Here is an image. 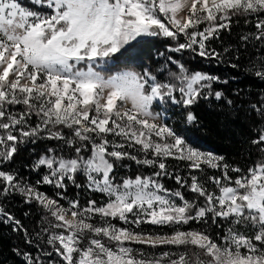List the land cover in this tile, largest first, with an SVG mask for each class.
I'll use <instances>...</instances> for the list:
<instances>
[{
    "label": "snow or ice",
    "instance_id": "6c2138e0",
    "mask_svg": "<svg viewBox=\"0 0 264 264\" xmlns=\"http://www.w3.org/2000/svg\"><path fill=\"white\" fill-rule=\"evenodd\" d=\"M241 17L255 29L239 37L245 51L251 45L256 53L244 74L264 82V0H0V166L21 146L56 142L24 165L44 170L35 183L0 167V197L19 195L43 211L30 233L0 203V224L36 249L13 247L14 255L24 264H264V159L244 172L194 147L168 123L169 107L184 110L188 126H198L189 109L201 100L224 99L232 108L214 90L228 81L172 56L156 70H112L122 56L136 54V44L157 37L175 42L170 52L224 63L231 46L221 52L210 44ZM234 51L228 66L239 69L232 60L240 48ZM247 108L264 121V90ZM254 131L251 143L264 153V124ZM169 159L184 162L188 175L170 172ZM125 160L153 171L118 182ZM205 166L221 174L204 181L192 174ZM77 175L86 183L78 184ZM163 177L179 187L166 188ZM69 183L103 199L81 205L66 196ZM44 185L55 194L40 191ZM209 222L222 234L187 227ZM145 224L171 231L141 230Z\"/></svg>",
    "mask_w": 264,
    "mask_h": 264
},
{
    "label": "trees",
    "instance_id": "16d2710c",
    "mask_svg": "<svg viewBox=\"0 0 264 264\" xmlns=\"http://www.w3.org/2000/svg\"><path fill=\"white\" fill-rule=\"evenodd\" d=\"M231 31L224 30L220 33L218 40H213L210 44L218 51L223 52L225 47L231 46L232 52L224 57V63H217L216 61L205 60L198 55L189 51L170 52L167 46L174 45V41L166 38H147L139 42L135 46V55L125 54L120 58L117 67L114 70L124 67L134 68L141 70L145 66H151L153 70L159 69L161 65L165 64L166 57L172 56L174 59L180 60L190 70H200L218 75L221 81L227 80L228 83H217L214 85V90H222L225 94V99H231L234 102L232 108L225 103V100L210 101L201 100L196 105L192 106L191 110L195 113L198 126H188L183 119L184 110L176 107H169L167 112L168 123L171 124L177 131L186 132L198 144L208 149L210 152L221 155L225 161L231 166H239L244 172L247 171L249 166L254 165L258 160L264 159V153L260 151L261 145H253L251 141L258 135L254 129L264 124L260 117L255 112L248 110L247 105L249 102H255L261 90H264V82L253 79L244 74L243 69L247 66L250 54L255 56V52L251 45L248 46L247 51L241 45L239 37L246 32L255 31L254 25L246 24L244 18H233ZM181 42L183 40L181 39ZM240 48V58L238 61L232 62L240 65L239 69H233L228 66V61L235 55V49ZM264 51V50H262ZM158 53H164V56H159ZM173 70H175L173 68ZM167 71L164 76L166 78ZM240 89L239 95L234 94V90ZM34 120V118H33ZM56 146L55 141H39L35 145L28 144L21 146L18 153L14 156L13 160L4 164L2 167L5 170L16 169L21 177L28 178L32 183L40 178L43 169L40 173L31 172L27 170L24 165H30L32 161L37 158L46 148ZM127 167H118L116 170V177L119 180L123 176H135L137 173L150 174L153 169L138 166L135 162L125 160ZM169 171L174 172L179 170L183 176L188 175V170L184 162H179L174 159L167 161ZM192 174L200 177L204 181L208 176L220 175L221 173L209 169L205 166L203 172L195 171ZM233 179L236 173H230ZM78 184H85L83 175L76 176ZM162 182L168 189L175 190L179 187L174 179L163 177ZM40 191L47 193L49 196L55 194V189L51 186L44 185ZM184 194L188 199H194L195 194L184 189ZM66 196L71 199L79 197L81 205L85 204L88 199H94L97 202L101 201L103 197L99 193L88 191L85 188H76L69 183L66 191ZM0 203L4 205L7 211L11 212L17 219L21 220L23 225L33 233L38 228V221L43 216L42 209L35 203L26 204L22 197L19 195L9 196L7 198L0 197ZM65 206L66 201H61ZM28 213V215H25ZM118 223V222H117ZM187 227L203 228L207 227L208 230L216 235L222 229L211 225L207 226L197 223H191ZM141 230L151 232L148 228ZM171 230H166L170 232ZM35 239V237H33ZM19 247L22 250H28L35 253V247H31L24 243L23 234L13 232L8 226L0 224V264H24V261L13 254L12 248ZM147 249V248H146ZM51 249H49L50 251ZM155 250V249H151ZM160 251L170 250L168 248L158 249ZM175 250V249H171ZM53 259H56L53 256Z\"/></svg>",
    "mask_w": 264,
    "mask_h": 264
},
{
    "label": "rangeland",
    "instance_id": "374dc122",
    "mask_svg": "<svg viewBox=\"0 0 264 264\" xmlns=\"http://www.w3.org/2000/svg\"><path fill=\"white\" fill-rule=\"evenodd\" d=\"M22 2L23 3H27V0H22ZM34 7V10H41V9H38V8H35V6H33ZM44 10H46V9H44ZM113 71H115L114 69H112ZM116 70H118V69H116ZM171 125V124H170ZM184 133H186V132H184ZM186 138H187V140H188V142L190 143V144H192L194 147H197V148H199L200 150H202V151H209L208 149H206L205 147H203L201 144H198L194 139H192L191 138V136L189 135V134H187L186 133ZM118 182H119V180H117ZM85 183H86V180H85ZM67 206V205H66ZM148 226H149V230L151 231V232H158V233H165V231L166 230H171V229H169V228H167V227H163V228H161V227H157V226H152V225H148V224H145V225H141L140 227H141V229L142 228H148ZM146 251H149V252H153V251H160V250H151V249H145Z\"/></svg>",
    "mask_w": 264,
    "mask_h": 264
}]
</instances>
